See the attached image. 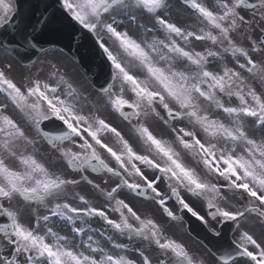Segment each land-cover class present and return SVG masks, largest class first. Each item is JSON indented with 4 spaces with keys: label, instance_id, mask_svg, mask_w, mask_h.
Listing matches in <instances>:
<instances>
[{
    "label": "snow or ice",
    "instance_id": "6c2138e0",
    "mask_svg": "<svg viewBox=\"0 0 264 264\" xmlns=\"http://www.w3.org/2000/svg\"><path fill=\"white\" fill-rule=\"evenodd\" d=\"M58 3L110 62L98 95L127 134L54 65L45 79L17 83L11 63L0 64V264H264V238L244 227L264 236V0H181L195 28L171 19L169 0ZM18 14L16 0H0V29L35 48L32 32L51 18L21 28ZM192 40L211 47L197 51ZM89 185L104 206L74 191ZM172 200L205 226L232 222L236 240L194 252L167 232L182 220ZM54 218L68 234L50 226Z\"/></svg>",
    "mask_w": 264,
    "mask_h": 264
},
{
    "label": "rangeland",
    "instance_id": "374dc122",
    "mask_svg": "<svg viewBox=\"0 0 264 264\" xmlns=\"http://www.w3.org/2000/svg\"><path fill=\"white\" fill-rule=\"evenodd\" d=\"M178 14H179L178 12L174 13V15L176 17L178 16ZM48 52H51V53L44 54L43 57L41 59H39V61L34 66L30 67L29 71L33 74V73L37 72V70L39 68H44L43 65H50L51 64V65L56 66L57 69H60L62 75L66 76L67 74H69L67 72V67L68 66H72L73 63L71 65L68 64L67 63L68 58L65 55H63L62 53L58 52V51H53L52 52V50H49ZM8 63L12 64V71H11L10 74L11 75H15L16 82L17 83L23 82V76L25 75V72L22 71V70L25 67L24 68L21 67L20 71L15 72L16 70L19 69V67L17 65H13V64H17V61L15 59H13L9 54H7L6 51H4L3 49H0V64H8ZM71 70H72V75H71L72 81L77 83L78 86L84 87L83 90H84L85 94H89L90 88H89L86 80L81 75V73L76 68H75V70H73V69H71ZM84 84H87V85L84 86ZM0 99H2V97H0ZM43 211H44V209H41V212H43ZM110 215L112 217H116L115 213H111L110 212ZM158 220H160V222H162V221L165 222V218L162 217L161 215L158 218ZM171 223L173 225L172 227H169V232H170L171 236H174L177 239L178 233H179L181 236L185 237L184 243L186 245H193V244L194 245H198V243L196 244V242H193L190 239V236L187 234L186 228H184L185 235L179 229V224L181 222L173 221ZM177 224H178V228H177ZM50 226H53L54 230L55 231H59L61 234H68L69 233V230L66 228V226L63 223L57 222L55 219L53 220V223ZM91 226L93 228L97 229L98 224H95V223L91 222ZM97 237H99V236H97ZM120 243H124V242L120 241ZM103 246L108 248V249H110V248L112 249L110 243H106ZM132 247H133L132 244H129V248H132ZM190 249L195 252V248L193 246H190ZM199 250H200L201 253H204L203 252L204 249L202 250V248H201ZM112 251H113V254H119L120 253V250H118V249H116V250L112 249ZM205 259H206V261L208 260V258H205Z\"/></svg>",
    "mask_w": 264,
    "mask_h": 264
},
{
    "label": "water",
    "instance_id": "95a60500",
    "mask_svg": "<svg viewBox=\"0 0 264 264\" xmlns=\"http://www.w3.org/2000/svg\"><path fill=\"white\" fill-rule=\"evenodd\" d=\"M185 217H186V216H185ZM186 219L189 220L190 223H192V220H191V219H188L187 217H186Z\"/></svg>",
    "mask_w": 264,
    "mask_h": 264
}]
</instances>
